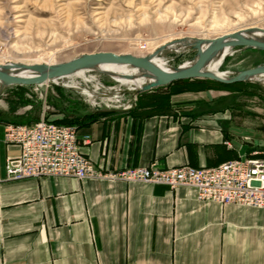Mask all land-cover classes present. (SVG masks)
Here are the masks:
<instances>
[{
	"label": "crops",
	"instance_id": "obj_1",
	"mask_svg": "<svg viewBox=\"0 0 264 264\" xmlns=\"http://www.w3.org/2000/svg\"><path fill=\"white\" fill-rule=\"evenodd\" d=\"M173 89L145 91L130 109L79 120V136H90L81 152L101 170L212 167L264 154L233 141L230 110L206 102L207 91ZM13 120L0 114L2 178L6 160L20 154L4 139ZM0 264H264V207L201 200L185 185L72 176L4 180Z\"/></svg>",
	"mask_w": 264,
	"mask_h": 264
},
{
	"label": "rangeland",
	"instance_id": "obj_2",
	"mask_svg": "<svg viewBox=\"0 0 264 264\" xmlns=\"http://www.w3.org/2000/svg\"><path fill=\"white\" fill-rule=\"evenodd\" d=\"M253 27L264 28V0H0V63L58 64L98 51L147 56L172 43L157 56L173 68L197 53L183 46V39ZM232 51L218 66L226 75L264 63V50ZM220 83L206 82V102L230 110L228 125L237 145L264 149V83ZM20 86L0 84V114L13 117V124L63 111L85 121L88 114L96 118L122 110L137 96L130 83L94 70Z\"/></svg>",
	"mask_w": 264,
	"mask_h": 264
},
{
	"label": "built area",
	"instance_id": "obj_3",
	"mask_svg": "<svg viewBox=\"0 0 264 264\" xmlns=\"http://www.w3.org/2000/svg\"><path fill=\"white\" fill-rule=\"evenodd\" d=\"M136 99L123 108L130 109ZM4 139L18 145L20 154L6 160V174L0 177V184L28 177L72 176L165 184L171 188L185 185L196 188L201 200L264 207V154L257 151L212 167L163 169L151 163L146 167L101 170L81 152V143L89 142L90 136L80 137L75 124L49 121L43 115L35 122L8 123Z\"/></svg>",
	"mask_w": 264,
	"mask_h": 264
},
{
	"label": "water",
	"instance_id": "obj_4",
	"mask_svg": "<svg viewBox=\"0 0 264 264\" xmlns=\"http://www.w3.org/2000/svg\"><path fill=\"white\" fill-rule=\"evenodd\" d=\"M259 31L264 34V28H248L233 33L225 34L215 38L193 39L191 47L197 50L195 57L188 65H179L167 70L152 62L148 56H137L130 53H116L113 51H98L83 53L68 61L58 64L47 63H21L12 62L14 66L33 71L30 75H17L9 73L3 64L0 63V84L2 85H42L56 81L74 74L77 71L89 70L93 66L102 64H126L144 70L154 76V80L135 90V95L145 91L167 86L168 84L184 79H210L221 83H235L242 81H258L264 83V63L255 67L240 70L235 75H221L209 68V62L222 57L224 59L234 48H257L264 50V38L255 37L249 33ZM188 39L180 41L183 43ZM207 43L203 49L202 44ZM184 46V45H183ZM186 46V45H185ZM165 45L155 51L157 54ZM260 76L261 79H257ZM147 77V76H145Z\"/></svg>",
	"mask_w": 264,
	"mask_h": 264
},
{
	"label": "bare ground",
	"instance_id": "obj_5",
	"mask_svg": "<svg viewBox=\"0 0 264 264\" xmlns=\"http://www.w3.org/2000/svg\"><path fill=\"white\" fill-rule=\"evenodd\" d=\"M239 31V30H238ZM236 32V31H235ZM233 33V32H232ZM229 34V33H226ZM250 35H253L255 37H262L264 38V34H262L259 31H253L251 33H249ZM225 35V34H223ZM222 36V35H221ZM194 43V40H186L182 43V45H186L188 47H191ZM174 47L173 44H166L165 47ZM207 46V43H203L202 44V48L204 49ZM162 51V50H161ZM229 53L231 52L230 50H227ZM233 52V51H232ZM158 54L154 53L151 54L149 57V59L154 62L155 64L159 65L160 67L167 69V70H172V68L166 66L165 63L162 62V60L157 56ZM222 57H218L214 60H212L211 62H209L207 68L221 74L224 75L225 73L220 71L218 69L219 64L221 63ZM191 61L184 63V65H188ZM5 69L12 74H17V75H30L33 74L34 72L29 70V69H25V68H20L18 66H14L13 63H6L3 64ZM183 65V64H182ZM89 70H94V71H100V72H104L107 73L109 75H111V77H113L115 80L122 82V83H130L131 85H133V89H139L141 88L143 85L153 81L155 78L152 74H149L148 72L138 69L136 67H133L131 65H126V64H102V65H97V66H93L92 68H89ZM85 70H81V71H77L74 74H81L83 73ZM147 76V77H145ZM142 77L145 78V80L142 79ZM257 79H261L260 76H256ZM54 82V81H53ZM58 82V81H57ZM91 95V94H90Z\"/></svg>",
	"mask_w": 264,
	"mask_h": 264
},
{
	"label": "trees",
	"instance_id": "obj_6",
	"mask_svg": "<svg viewBox=\"0 0 264 264\" xmlns=\"http://www.w3.org/2000/svg\"><path fill=\"white\" fill-rule=\"evenodd\" d=\"M206 82H215L213 80L210 79H200V78H196V79H184V80H177L169 85H167V88H174L173 91L175 92H184V91H189V90H207L210 89V86L206 85ZM220 83V82H219ZM222 85L225 86H231L233 85V83H220ZM18 88H21L23 86L17 85ZM164 87V86H163ZM45 119L49 120V121H53V122H58V123H65V124H76L78 123L77 120L75 119H70L68 116H63V117H57V118H53L50 119L49 114L46 113L45 115ZM95 117L91 114L85 115L84 119H94ZM79 128V127H77Z\"/></svg>",
	"mask_w": 264,
	"mask_h": 264
}]
</instances>
